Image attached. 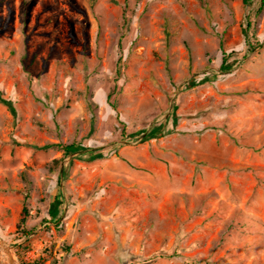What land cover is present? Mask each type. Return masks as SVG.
<instances>
[{
    "label": "rangeland",
    "instance_id": "1",
    "mask_svg": "<svg viewBox=\"0 0 264 264\" xmlns=\"http://www.w3.org/2000/svg\"><path fill=\"white\" fill-rule=\"evenodd\" d=\"M0 93L17 264H264L260 0H0Z\"/></svg>",
    "mask_w": 264,
    "mask_h": 264
},
{
    "label": "trees",
    "instance_id": "2",
    "mask_svg": "<svg viewBox=\"0 0 264 264\" xmlns=\"http://www.w3.org/2000/svg\"><path fill=\"white\" fill-rule=\"evenodd\" d=\"M260 3L261 5L264 4V0H260ZM0 104L3 105L4 107H6L8 109V111L11 113L12 116H15L16 115V110H15V107L13 105V103L9 100H6L2 97L1 93H0ZM158 127H153L151 130L148 131V133H145L144 135V139L145 140H151V139H155L157 134L156 132H158ZM33 149L35 150H46V149H49L50 146H44V147H36V146H32ZM75 146H71V147H66L65 150L67 149V151L73 149ZM76 150H78L76 148ZM95 151L93 152H90V153H94ZM24 214L26 213V210L24 209ZM22 223H24V218L22 219ZM33 264H38L37 262H34Z\"/></svg>",
    "mask_w": 264,
    "mask_h": 264
},
{
    "label": "water",
    "instance_id": "3",
    "mask_svg": "<svg viewBox=\"0 0 264 264\" xmlns=\"http://www.w3.org/2000/svg\"><path fill=\"white\" fill-rule=\"evenodd\" d=\"M1 250L3 254L0 255V264H15L12 249L0 239V251Z\"/></svg>",
    "mask_w": 264,
    "mask_h": 264
},
{
    "label": "bare ground",
    "instance_id": "4",
    "mask_svg": "<svg viewBox=\"0 0 264 264\" xmlns=\"http://www.w3.org/2000/svg\"><path fill=\"white\" fill-rule=\"evenodd\" d=\"M2 254H3V251L1 250V251H0V255H2ZM15 264H17V263L15 262Z\"/></svg>",
    "mask_w": 264,
    "mask_h": 264
}]
</instances>
